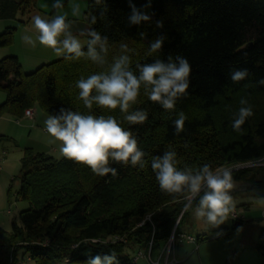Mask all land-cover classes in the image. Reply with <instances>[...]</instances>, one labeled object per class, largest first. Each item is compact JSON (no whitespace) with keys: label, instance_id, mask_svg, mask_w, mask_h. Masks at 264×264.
<instances>
[{"label":"trees","instance_id":"obj_1","mask_svg":"<svg viewBox=\"0 0 264 264\" xmlns=\"http://www.w3.org/2000/svg\"><path fill=\"white\" fill-rule=\"evenodd\" d=\"M131 2L151 17L150 22L129 23V0H88L83 20L108 38L104 66L83 56L63 57L26 74L16 56L0 60V91L7 98L0 104V118L21 119L27 108L35 106L48 117L61 108L113 116L132 132L147 161L143 169L110 162L117 175L97 176L87 166L65 157L56 160L27 149L14 198L28 202L29 208L14 219L10 233L0 230V264H25V259L36 264H58L63 259L86 264L97 254H114L119 264H130L125 256L127 247L147 249L153 241L154 251L157 243L164 248L175 226L179 234L186 215L198 203L197 198L185 210L182 197L160 189L151 168L153 157L175 151L178 169L193 170L205 163L215 170L223 163L240 166L264 159V114L255 120L249 117L238 135L227 142L219 140L212 114L221 99L241 90L264 95V84L259 83L264 79V0H151L150 7H145L149 0ZM31 9V0H0V22L18 21ZM157 22L163 26L157 27ZM15 31L6 28L0 35V48L13 43ZM160 37L164 38L161 50L148 55L151 43ZM122 44L130 49L127 54L133 71L137 64L152 63L157 58L165 62L170 56L188 60L190 86L174 110L151 102L143 87L129 109L147 112L143 124H129L119 108L84 106L77 81L106 71L113 58L121 54ZM242 69L248 71L246 79L233 82L231 72ZM191 105L200 113L188 114ZM181 111L186 116L184 131L176 134L173 121ZM232 178L234 183L247 184L246 192L264 196V167L233 169ZM236 218L232 230L221 229L220 239L241 230L243 221ZM200 240L207 241L197 238ZM255 250L264 264V228ZM225 264L231 263L228 260Z\"/></svg>","mask_w":264,"mask_h":264},{"label":"clouds","instance_id":"obj_2","mask_svg":"<svg viewBox=\"0 0 264 264\" xmlns=\"http://www.w3.org/2000/svg\"><path fill=\"white\" fill-rule=\"evenodd\" d=\"M99 2V0H98ZM150 2L145 7H150ZM52 7L61 9L63 0H54ZM131 12L129 23L140 25L150 22L151 17L136 8L129 0ZM71 15H80V5H71ZM95 23V17L92 18ZM37 40L45 47L52 49L57 55H67L68 58L86 57L97 65L107 63L108 38L101 36L94 29L86 28L89 39L86 51L77 35L72 31V23L68 14H57L52 19L33 17ZM157 22V27H162ZM143 37L144 33H140ZM163 37L157 38L148 48V55L157 54L163 44ZM23 40L35 46L30 35ZM130 51L126 44L121 45V54L114 57L106 71L81 78L77 81L79 98L87 109L93 105L115 110L119 108L124 113V120L129 124H143L148 114L144 110L129 111L136 104L143 87L148 99L159 104L164 110L172 111L176 102L188 93L190 86L191 66L186 58L171 56L167 62L157 58L152 63L137 64L136 71L132 70ZM248 76L246 69L234 70L230 74L233 82H239ZM264 84V79L259 81ZM242 105L235 113L232 127L235 131L242 130V125L253 115L251 106L246 99H241ZM185 114L181 111L173 121L176 134L184 131ZM47 133L60 142V152L63 157L83 164L97 176L117 175V169L110 166V162L139 166L143 169L147 164L144 159L146 153L142 151L137 139L130 130H125L113 116L105 117L92 114H81L77 111L61 108L58 114L50 115L45 121ZM151 168L162 191L180 196L186 201L185 208L197 200L195 217L204 219L207 223L219 226L225 222L229 213L234 210L235 204L230 192L234 188L232 169L222 167L213 169L208 163L201 165L197 170L191 167L178 169L177 154L175 151H165L163 155L155 156L151 160ZM86 264H119L114 254H97L90 257Z\"/></svg>","mask_w":264,"mask_h":264},{"label":"rangeland","instance_id":"obj_3","mask_svg":"<svg viewBox=\"0 0 264 264\" xmlns=\"http://www.w3.org/2000/svg\"><path fill=\"white\" fill-rule=\"evenodd\" d=\"M32 9L29 12H26L23 17H20L18 21H1L0 22V35L6 30L7 27L15 28V36L13 43L6 48H0V60L6 58L8 53L14 52L23 66H28L33 64L38 60L50 59V61H57L60 58L67 57V55H57L52 49L45 47L39 43L36 39L38 32L34 28L33 17L36 15L41 16L43 19H52L57 14H68V20L70 21H83V16L88 9V0H63L64 7L61 9H54L52 4L54 0H31ZM73 3H78L80 5V15L72 16L71 15V5ZM30 35L35 42V46L25 43L23 37L25 35ZM82 46L83 50L87 48V38L86 37H77ZM246 99L248 105L251 106L253 110L252 117L254 120L264 114V95L256 93L251 90H241L239 93L232 94L228 99H221L220 103L212 111L215 119L216 134L218 135L219 140L223 142L230 141V139L235 138L238 135V132L233 129L232 121L234 119L235 113L242 106L240 104L241 99ZM3 99V100H2ZM6 95L0 91V100L6 101ZM4 103V102H3ZM34 109L35 118L34 120L25 119L22 122V130L17 134L18 142L20 148L24 149L25 147L30 148L34 154L43 153L48 156H52L56 160L63 158L60 147L61 144L58 141H55L46 131L44 121L48 118L43 109L39 106ZM187 113L199 114V108L196 105H191L187 109ZM10 117V116H7ZM13 117V116H11ZM14 120H18V118ZM21 122V121H20ZM33 126V128H30ZM264 163V159L256 160L250 162L249 165L245 168L257 169L262 168L259 164ZM228 167L233 169H239L240 166L234 164H221L217 168ZM21 165L16 167L13 175H15V181L12 184V202L11 211L14 213L15 217L18 218L19 214L23 210L29 208V203L25 201L15 200V192L18 190L20 181H19V172ZM257 171V170H256ZM261 170H259L260 176ZM239 186V187H238ZM244 183H234V188L230 192V195L233 197L235 204L234 210L231 211L225 220V222L219 226H214L209 224L204 219H197L195 217V207L192 208L189 213L186 215L180 229L178 230V238L176 242V254L179 259L182 261L181 264H202L200 262V256L204 258L203 264H214L218 255L223 256L226 259H222L221 262H226L230 260L231 264H263L260 254L255 250V245L258 242L260 230L264 228V196H255L254 192H245L247 188ZM20 188V187H19ZM245 188V189H244ZM194 202V201H193ZM192 202V203H193ZM186 203V201H185ZM188 209V208H187ZM185 208V210H187ZM184 210V211H185ZM235 212L236 217L243 221V226L241 230L235 231L229 239L221 238L223 231L221 229H230L234 227L237 218L233 216ZM183 215V213H182ZM179 223V222H178ZM12 231L11 229L9 230ZM190 235L191 237L204 239L207 241L204 242V246L201 249V255L199 251H196L203 244H200V247L191 246L183 239L181 236ZM219 241H211V240ZM197 247V248H196ZM148 248V247H147ZM163 250L161 244H156L154 255L152 258L154 261H158V256ZM145 253L147 249H144L139 246L127 247L125 249V256H128L129 259H132L139 252ZM23 255V253H21ZM240 254L242 255L241 258ZM21 259V255H20ZM142 259L141 263L143 262ZM186 260V261H185ZM148 262V261H147ZM222 263V264H224ZM25 264H36L32 260L25 259ZM58 264H64L63 262H58Z\"/></svg>","mask_w":264,"mask_h":264},{"label":"crops","instance_id":"obj_4","mask_svg":"<svg viewBox=\"0 0 264 264\" xmlns=\"http://www.w3.org/2000/svg\"><path fill=\"white\" fill-rule=\"evenodd\" d=\"M7 55L16 56V54H14L13 51L8 53ZM49 62H52V61H50V59H46V60L42 59V60H38V61L34 62L33 64L28 65V66H23L22 63L21 62L20 63L22 65V70L26 74H29V73H33L34 70L40 68L41 66L46 65ZM3 102H5V101L0 100V104H2ZM14 119L15 118H13L11 116L10 117L3 116L0 118V157L3 158L2 161L0 162V230H3L7 233H10V231H9L10 229L12 230V223H13L14 219L16 218L14 213H12V211H11L12 202L14 201L12 199V197H13L12 184L15 181V175H13V173H14V171H16V167H18L19 165L22 164V159L24 158L25 151L27 149H30L27 147H25L24 149L20 148V145L18 142V136H17V134L19 132H21L22 122L26 118L21 120V122H19V123ZM30 128H33V126H30ZM246 186H247V184H246ZM18 189H19V187H18ZM10 191H11V193H10L11 195L9 194ZM245 192H246V190H245ZM10 200H11V204H10ZM233 213H235V212H233ZM186 236H190V235H186ZM229 238H227V239H229ZM211 241H219V239L218 240L213 239ZM204 242H206V241L200 240L199 242L197 241L196 244H191V243H188L187 241L185 243H187L193 247L196 245H197V247H200V244H203ZM203 246H204V244L196 250V251H199V255H201L200 253H201V249ZM153 255H154V251H153ZM134 257H132V259H130V260L133 261ZM176 257L178 258L179 261H182L181 259H179L177 254H176ZM225 257H228V256H223V258H221V255H218L214 264L224 263V262H221V260L226 259ZM241 257H242V255L240 254L239 258H241ZM158 258H159V256H158ZM142 259H145V260H143L142 264H149V259L146 256L139 258V261H137L135 264H140ZM131 261H130V264H131ZM227 261L228 260H226V262ZM200 262L202 264L204 263V258L202 256H200ZM68 264H71V263H68ZM180 264H181V262H180Z\"/></svg>","mask_w":264,"mask_h":264},{"label":"built area","instance_id":"obj_5","mask_svg":"<svg viewBox=\"0 0 264 264\" xmlns=\"http://www.w3.org/2000/svg\"><path fill=\"white\" fill-rule=\"evenodd\" d=\"M24 118L29 119V120H34V118H35L34 109L26 110L24 112V115H23L22 119H18L17 122L19 123ZM2 159L3 158L0 157V162L2 161ZM249 163H246L244 165H240L239 169H244L245 167H247L249 165ZM259 166H263L264 167V163L259 164ZM235 170H237V169H235ZM233 216L236 217V214L233 213ZM176 227H177V225L173 229V231H172L173 233L171 234L169 240L165 244L166 246L161 251L158 261H154V259L152 258L153 251H154V246H153L154 243H153V241H150L148 243V245H147L148 246L147 251H145V253H142L140 251L133 258L132 263L135 264L137 261H139V258L146 256L149 259V264H180V261L176 257V242H177V238H178V234L175 232L176 231ZM181 239L182 240L184 239L185 241H187L188 243H191V244H196L197 243V238L195 239L194 237L186 236L184 234H183V236H181ZM60 262H63L64 264H68L69 263V259H63Z\"/></svg>","mask_w":264,"mask_h":264},{"label":"water","instance_id":"obj_6","mask_svg":"<svg viewBox=\"0 0 264 264\" xmlns=\"http://www.w3.org/2000/svg\"><path fill=\"white\" fill-rule=\"evenodd\" d=\"M72 23V31L74 34L77 35V37H84L86 36V32L83 30L86 28H89V25L83 20V21H70Z\"/></svg>","mask_w":264,"mask_h":264}]
</instances>
